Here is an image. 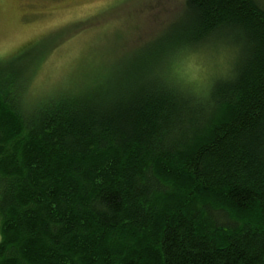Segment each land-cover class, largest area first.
<instances>
[{"label": "trees", "instance_id": "obj_1", "mask_svg": "<svg viewBox=\"0 0 264 264\" xmlns=\"http://www.w3.org/2000/svg\"><path fill=\"white\" fill-rule=\"evenodd\" d=\"M182 17L112 82L37 103L0 62V264H264V9L187 0ZM226 37L233 78L170 74Z\"/></svg>", "mask_w": 264, "mask_h": 264}, {"label": "rangeland", "instance_id": "obj_2", "mask_svg": "<svg viewBox=\"0 0 264 264\" xmlns=\"http://www.w3.org/2000/svg\"><path fill=\"white\" fill-rule=\"evenodd\" d=\"M186 1L0 0V62L22 77L19 82L27 79L22 104L75 92L91 72H106L112 82L134 59L169 40L172 25L184 19ZM256 1L264 9V0ZM220 55L219 49H199L170 74L204 89L220 78Z\"/></svg>", "mask_w": 264, "mask_h": 264}, {"label": "clouds", "instance_id": "obj_3", "mask_svg": "<svg viewBox=\"0 0 264 264\" xmlns=\"http://www.w3.org/2000/svg\"><path fill=\"white\" fill-rule=\"evenodd\" d=\"M212 43L218 47L221 53L219 58V77L222 79L233 78L235 75V65L239 62L241 57L242 45L234 42V40L230 37L219 38L212 41ZM207 87L208 85H205V89H207ZM202 95L207 97V90H204Z\"/></svg>", "mask_w": 264, "mask_h": 264}]
</instances>
